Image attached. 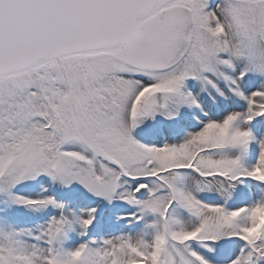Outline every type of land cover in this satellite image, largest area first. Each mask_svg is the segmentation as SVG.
Masks as SVG:
<instances>
[{
  "label": "snow or ice",
  "instance_id": "1",
  "mask_svg": "<svg viewBox=\"0 0 264 264\" xmlns=\"http://www.w3.org/2000/svg\"><path fill=\"white\" fill-rule=\"evenodd\" d=\"M0 264H264V0H0Z\"/></svg>",
  "mask_w": 264,
  "mask_h": 264
}]
</instances>
